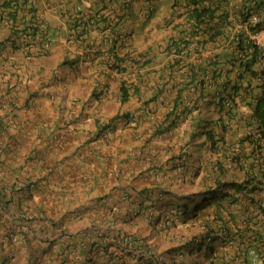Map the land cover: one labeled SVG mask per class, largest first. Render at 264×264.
<instances>
[{
	"label": "crops",
	"instance_id": "crops-1",
	"mask_svg": "<svg viewBox=\"0 0 264 264\" xmlns=\"http://www.w3.org/2000/svg\"><path fill=\"white\" fill-rule=\"evenodd\" d=\"M171 1L17 0L15 14L0 5V264H153L138 256L140 237L169 245L160 229L168 196L179 203L205 171L213 185L219 174L209 163L229 143L239 152L252 107L243 105L221 132L229 114L218 102L236 78L231 49L224 37L194 34ZM230 18L225 33L244 28ZM260 20L256 42L264 46L263 13ZM240 98L252 101L250 93ZM209 130L225 140H216L213 160ZM244 153L250 158L241 161L251 160L246 143ZM222 164L226 177L243 178L235 161ZM124 235L134 238L129 245Z\"/></svg>",
	"mask_w": 264,
	"mask_h": 264
},
{
	"label": "trees",
	"instance_id": "trees-1",
	"mask_svg": "<svg viewBox=\"0 0 264 264\" xmlns=\"http://www.w3.org/2000/svg\"><path fill=\"white\" fill-rule=\"evenodd\" d=\"M0 5L6 8L9 7L13 11L10 13H16L17 0H2ZM178 6L184 8L182 14H184L187 21L192 23V32L197 34L200 31L203 35L207 33L208 41H216L218 37L225 36L224 29L231 22V16L239 22H245L253 12H256L259 16L261 13L264 14V0H237L234 3V8H232V0L171 1V13H177L175 15L180 16L182 14L177 12L180 9ZM230 8L231 13L229 14ZM216 17L218 18L212 24V26L216 27L211 31L208 21L214 20ZM32 19L36 25L30 26L28 32L35 33L38 29V20L34 14ZM104 22L105 27L116 24V22L113 23V20H104ZM247 27L251 31H256L261 28V23L259 21ZM235 34L236 41L233 46L230 44L232 46L230 53L225 56H228L227 60L229 62H236V78L233 81L230 78L227 80L225 88H230L231 91L224 97H220L218 102L220 103V110L224 108L226 110L225 113L231 115L232 107L227 106L224 100L228 98L235 104V99L237 98L242 104L241 95L250 93L252 101L245 100L243 104L252 107L250 114L252 121L246 124L249 130L237 141L236 149L239 152H236L229 143L223 148L220 160L219 156H217L214 158L213 164L209 163L210 167L215 166L219 175L213 181V188L207 190L208 192L204 196L210 198L216 195V197L208 199L198 207L196 206L195 210L202 206L205 207L211 202H214V204L212 210L206 213L205 221L203 222L202 220V223H200L201 228L198 226L199 231L190 232L186 237H183L186 240L190 239L189 243L184 247L176 248V252L178 251V256L174 254V257L178 259L176 264H179L178 261L182 262L181 264H201L202 260L206 261L207 264H264V228L261 219L255 217L258 214L264 217V198L257 196L261 191H264V46L252 41L245 30H239ZM115 39L123 40L120 36H116ZM180 42L182 43V41ZM184 44L185 42H183ZM179 48L178 43L173 44L174 50ZM236 50L243 55L238 56ZM257 61L260 64L255 65ZM110 67L116 70L120 69L118 64H111ZM124 83L125 81L119 86L120 100L123 102L130 94V84ZM257 88L259 89L258 93L251 94V91ZM133 91H136V88ZM124 116L127 117L128 115L125 114ZM131 117L129 115L128 118L130 119ZM224 127L221 128V132L226 130L227 123ZM215 135L218 136L215 137ZM215 135L210 132L207 133V137L211 136V142L221 139L225 143L221 133H216ZM245 143L249 145L252 157L251 160L241 161L243 158H250V155H245L244 153ZM210 147L213 148L212 146ZM214 150L217 152L218 148H214ZM240 152H243L241 158L239 157ZM225 159L230 162L235 161L237 167L244 170V176L241 180L237 181L234 178L226 177L229 168H225L222 164ZM208 160H213V158H208ZM212 170L214 169L212 168ZM209 178L210 176L205 175L204 180H210ZM238 193L245 195L248 200V206L242 207L238 203ZM185 197L191 196L182 194L177 197V200L180 201L181 198ZM179 203L176 206L178 212L182 215H188L190 212L188 202ZM254 211L257 213L255 214ZM192 213L197 214V212ZM251 218L254 221L250 225L248 220ZM240 223H246V225L240 228ZM162 224L170 226L171 222L169 219L164 218ZM206 236H209L211 240L206 241ZM186 247H189V256L193 253L192 249H197L199 253L201 251L204 252V258L202 257V260H199L201 254H198L199 257H192L190 261L189 259L180 258V256L184 255L182 250ZM173 253L175 252L173 251ZM138 256L150 259L153 264H158L165 260V256L156 255L155 250L145 243H141Z\"/></svg>",
	"mask_w": 264,
	"mask_h": 264
},
{
	"label": "rangeland",
	"instance_id": "rangeland-1",
	"mask_svg": "<svg viewBox=\"0 0 264 264\" xmlns=\"http://www.w3.org/2000/svg\"><path fill=\"white\" fill-rule=\"evenodd\" d=\"M236 107L241 108V104H237ZM237 110L238 109H236L235 112H237ZM137 119L139 120V118H137ZM145 120H146V118H142L141 122H143ZM231 122H232V124H234V121H230V123ZM156 154L157 153H155V155ZM212 156H214L213 151L209 152L208 154L206 153V157L207 158L212 157ZM145 158L149 159V156L147 155V156H145ZM200 180H201V182H200ZM202 181L204 182L205 180L204 179H198V181H197V179L191 180L188 183V186H185L183 191H182V193L180 194V196H181L182 194H189V193L195 192V196H193L191 199H190V197H187V198H181L180 201H179V202H182V203L188 201L189 202V207L191 208V210L193 212H194V208H196L194 206L198 207V206H200V204L202 205V202H204L203 199L198 198L199 190H201V191L206 190V187H203V186H201V188H198L199 185H202L201 184ZM168 197L171 198L173 201H170V202L165 203V204H168L166 206H170L169 209H168V214H172V212L170 211V208H171V206H177V205H174L175 204L174 202L176 201V196H168ZM213 204L214 203H211L208 206L205 205V207L204 206L199 207L198 209H200V208H202V209H200L199 211H197L198 209H196L195 211H197V214H195V213L192 214L191 213V214H188L186 216L182 215V214H178V215L173 214V215H175V218H174V216H169L171 219L174 218L172 223H171V225L169 227H167V228H164L162 226L160 228L161 231L164 233V235L167 236L166 240L169 241V245L166 244L165 242H160V241H155L154 242V241H151V240H153L152 238L148 239V238L145 237V240L147 241L146 244H149L151 246V248L153 250H155L156 255L160 254V255L165 256V260L159 262L158 264H176V262L178 260L177 257H174V256L169 257V252L173 250L175 253H172V254L177 255L178 251L176 252V248L184 247L186 244L189 243L190 239L186 240V239H183V237H186L188 234H190V232H198L199 231V227L201 228V225L199 224V223H201V220L197 221V219L202 218L203 215L205 217V214L208 211L212 210ZM166 214L167 213H164L163 216H165ZM159 218L160 217H158L156 222H158ZM126 236H128V235H125V237ZM182 251H184V255L180 256V258L189 259V261L191 260L192 257H196V256L199 257L198 254H201L200 255L201 258H199V260H202V257L204 258V252L201 251L199 253V251H197V249L196 250L192 249L193 253L191 254V256H189V254H188L189 253V247H186ZM178 263L181 264L182 262L178 261ZM201 264H207V262L202 260Z\"/></svg>",
	"mask_w": 264,
	"mask_h": 264
},
{
	"label": "clouds",
	"instance_id": "clouds-1",
	"mask_svg": "<svg viewBox=\"0 0 264 264\" xmlns=\"http://www.w3.org/2000/svg\"><path fill=\"white\" fill-rule=\"evenodd\" d=\"M151 9H152V6H151V2H149V4L147 5V8H146V11H145V16L146 15H148V13L151 11ZM253 17H255V19L253 18ZM259 21H261L260 20V16H259V14H257L256 12H253V13H251L250 15H249V17H248V19H247V21H245V22H241L243 25H244V28H241V27H237V28H233V29H231V30H229L227 33H225V36L227 35V37H225L224 36V42H225V45L227 46V48H231L232 46H233V44L235 43V41H236V34H235V32H237V31H239V30H245L246 31V33L248 34V37L252 40V41H254L255 43H257L256 42V38H257V34H258V31L260 30V29H257L256 31H251V30H249L248 29V27L247 26H251V25H254V23H256V22H259ZM92 23V22H91ZM83 33H85V31H83ZM232 46H231V45ZM48 47V40L46 41V43L44 44V48H47ZM173 52H176V50H174L173 49ZM236 52H237V55L238 56H242L243 54L242 53H239V51L238 50H236ZM112 68V67H111ZM260 80V79H259ZM227 82V81H226ZM227 89H229V91L227 90ZM226 90H227V92H226V94L228 93V92H230L231 90H230V88H226ZM224 102H225V104L227 105V106H231L232 107V109H231V112H232V114L231 115H229L228 117H229V119L227 120V130H230V128L232 127V122L230 123V121H234V124L235 123H237L238 121H239V117L236 115L237 114V112H239V110H240V108H238V107H236V105L237 104H241L240 103V101L237 99V101L235 100V104H233L232 102L233 101H231L230 99H228V98H226L225 100H224ZM243 105H245V104H241V107L243 106ZM248 107H250V106H248ZM236 109H238L237 110V112H235L236 111ZM243 110V109H242ZM229 122V123H228ZM248 123V121L247 120H245V121H243L242 122V125L243 126H245V130H244V127H243V132L245 131V133L249 130V127H247V124ZM209 132L212 134L213 132H212V130H209ZM243 136V133L241 134V137ZM206 138H208V137H206ZM210 139H211V136H210ZM237 139V138H236ZM235 139V140H236ZM238 141V140H237ZM232 143H234V142H232ZM209 144V147H206V149L209 151V152H211V151H213V153H215L214 152V148H217V143L216 142H209L208 143ZM210 146H212L213 148H211ZM231 149V148H230ZM228 151H230V150H228ZM208 152V153H209ZM206 172V174L205 175H208L209 173H207V171H205ZM205 175H203L202 177H200L199 179H204L205 178ZM198 181V180H197ZM200 182H201V180H200ZM203 182V181H202ZM201 186H203V187H206V190H204V191H201V190H199V194L201 193V195H198V198H201V199H203L204 200V202H202V204H204L208 199H212V198H214V197H216V195L215 196H212V197H210V198H208V196H204L205 194H206V192H208L207 190H210L211 188H213V185L212 184H206V183H204L203 185H199V187L198 188H201ZM222 190H224V189H222ZM239 194V193H238ZM185 195H187V196H191L190 197V199L193 197V196H195V192H192V193H189V194H185ZM202 196V197H201ZM239 196V195H238ZM185 198H187V197H185ZM188 202V201H187ZM211 203H214V202H211ZM210 203V204H211ZM177 204H179V203H176L175 205H177ZM188 204H189V202H188ZM209 204V205H210ZM201 205V204H200ZM208 206V205H207ZM194 207H196V206H194ZM190 208V207H189ZM177 209V207L176 206H171V208H170V211L172 212V214H168V215H166V216H162L163 218H161V226L162 227H164V228H167V227H169V226H164L162 223L164 222V218H167V219H169L170 220V222L172 223V221H173V219L175 218V215H178V214H180L179 212H178V209ZM202 209V208H201ZM199 211V210H198ZM193 211L191 210V208H190V212H189V214H191ZM194 212H197V211H195V208H194ZM173 214H175V215H173ZM192 214H194V213H192ZM200 215V214H199ZM169 216H174V218L173 219H171ZM186 216V215H185ZM205 216H206V214H205ZM177 217V216H176ZM200 217V216H199ZM205 220V217H204V215H203V217L201 218V220ZM264 228V227H263ZM125 238H127L128 239V241H125ZM144 238V239H143ZM140 239L143 241V243H147V241L145 240V237H140ZM206 241H210L211 239L209 238V236H206ZM123 240H124V242L126 243V244H130L132 241H133V238H132V236L131 235H128V236H126L125 237V235H124V238H123ZM149 245V244H148ZM150 257H151V255H149Z\"/></svg>",
	"mask_w": 264,
	"mask_h": 264
},
{
	"label": "built area",
	"instance_id": "built-area-1",
	"mask_svg": "<svg viewBox=\"0 0 264 264\" xmlns=\"http://www.w3.org/2000/svg\"><path fill=\"white\" fill-rule=\"evenodd\" d=\"M254 19H255V17H253ZM125 241H128V239L127 238H125Z\"/></svg>",
	"mask_w": 264,
	"mask_h": 264
}]
</instances>
